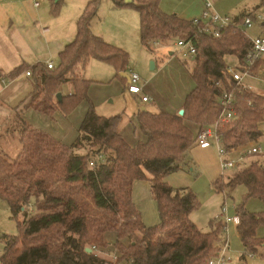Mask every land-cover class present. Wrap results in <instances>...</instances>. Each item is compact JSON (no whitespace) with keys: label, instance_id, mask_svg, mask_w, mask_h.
<instances>
[{"label":"trees","instance_id":"1","mask_svg":"<svg viewBox=\"0 0 264 264\" xmlns=\"http://www.w3.org/2000/svg\"><path fill=\"white\" fill-rule=\"evenodd\" d=\"M111 2L116 8L127 5L138 12L141 45L148 51L169 47L179 39L193 43L196 53L191 77L195 87L184 98L182 115L139 111L138 124L145 140L129 145L118 131L119 116L97 115L88 97L90 83L83 72L91 58L112 64L118 72L124 71L128 62L124 51L91 33L89 24L98 2L89 1L78 18L74 40L58 54L53 68L42 63L30 68V100L11 120L18 125L13 127L19 143L17 154L11 158L0 149V199L7 204L18 230L17 235H0L3 264H207L227 241L223 216L210 222V231L202 232L189 217L200 205L196 195L189 188L171 187L165 177L184 168V155L199 129L218 122V98L224 91L232 92L236 113L231 122L219 128L225 146L249 148L261 139L264 95L237 84L225 72L227 56L244 62L250 40L233 27L221 29L216 38L203 34L201 25L192 20L162 12L159 0ZM258 62L251 71H256ZM22 69L19 66L10 74ZM65 83H70L71 91L64 95ZM57 93L62 94L60 102L55 98ZM82 101L87 109L78 136L69 146L32 127L21 115L25 109L47 116L57 109L68 113ZM99 154L104 161H97L92 168L89 162ZM220 179L212 183L216 192L224 194L226 189L243 185L245 199L262 202L259 212H250L241 204L235 216L243 247L241 264H246L248 254L264 257L260 250L264 236L257 233L264 225V160L252 163L227 184H220ZM141 180L149 181L157 204L156 225L146 226L134 207L132 187ZM90 203L94 209L88 207ZM98 210L107 215L100 216ZM106 231L114 234L103 241ZM99 246H110L109 255L116 261L100 258L96 253Z\"/></svg>","mask_w":264,"mask_h":264},{"label":"rangeland","instance_id":"2","mask_svg":"<svg viewBox=\"0 0 264 264\" xmlns=\"http://www.w3.org/2000/svg\"><path fill=\"white\" fill-rule=\"evenodd\" d=\"M87 1L89 0H61L59 4L61 7L57 16H64V13L69 12L71 8H74V13H77L79 7L85 5ZM49 2L51 1L40 0L41 4ZM97 2L96 14L89 24L90 31L93 35L100 37L127 54L128 62L122 73L128 77L131 72L136 74L139 77L137 86L142 93L131 95L127 91L126 81L112 64L91 58L83 72V76L90 83L88 97L97 115L104 117L119 116L118 131L129 145H136L145 140L138 124V113L142 107L152 113L163 111L175 113L177 109L181 110L185 96L195 87L191 77L193 61L191 58L182 56L183 50L176 46L177 40H174V43H169V47L154 48L153 53L148 51L141 45L139 14L133 7L116 8L111 0H97ZM211 2L216 14L234 19L241 15V12L253 10L258 5L259 0H211ZM202 4H204V0H159L158 6L166 14H176L184 16V18L195 19L201 15L204 9L200 8L203 7ZM249 33L250 31H247V36H249ZM157 45H161V42ZM226 61L235 64L236 57L227 56ZM151 64H153V67H151ZM63 89L66 92L71 91L70 83H65ZM257 89L264 91V83L261 82ZM142 96H146L149 101L142 103ZM29 100L30 97L25 103ZM86 109L87 103L82 101L68 113L57 109L51 116L29 110L25 114V120L29 125L46 132L62 145L69 146L78 136V128ZM8 123L0 129V149L12 158L13 155L15 156L13 152L14 142L16 141L14 139L18 138L13 133V127H18V125L16 126L14 122ZM192 129L196 130L195 127H192ZM261 129L263 135L257 145L261 148L262 153L260 155H247L243 163L241 165V162L239 163L240 166L226 171L224 176H221L220 184H227L230 179L252 163L264 160V122L261 123ZM238 148H241L238 150L243 153L248 145L247 148L246 145L238 146ZM182 171H185L188 176L194 179L195 186L194 188L186 186L177 188H189L196 195L200 205L193 211V215L200 219V222L204 221L203 226H197L202 232L210 231V222L214 220V218L207 219L204 212L206 210L212 212L215 208L220 207V216H222L221 204L224 199L227 206V215L230 217L236 215V209L241 204L250 212H259L263 209L262 202L257 198L245 199L246 189L243 185H238L232 190L226 189L224 196L223 193L222 195L220 192H216L208 180L197 178V175L189 172L185 166ZM143 181H147L149 184L148 180ZM211 194H218L217 198L219 200L211 199ZM87 205L94 209L91 203ZM97 212L100 213V216L107 215L104 211L98 210ZM29 213H34L32 207L29 209ZM157 219H159L158 215L154 212V216H149L147 222L144 223L154 225L155 222L150 221ZM17 233L15 220L10 218L5 202L0 201V235H17ZM226 233L229 244L227 253L229 262L227 264H241L243 247L237 236V228L234 223L230 222L226 225ZM257 233L264 236V225L258 228ZM112 234H114L113 231L103 233V241L112 238ZM86 246L88 247V244ZM3 248V243L0 241V256L3 253ZM96 249V253L99 254L100 258L112 263L116 261L112 255H109L110 246H99ZM260 250L264 252L263 247ZM115 252L112 253L115 254ZM261 255L264 256V253ZM245 258L246 264H264V257H260V255L254 258Z\"/></svg>","mask_w":264,"mask_h":264},{"label":"crops","instance_id":"3","mask_svg":"<svg viewBox=\"0 0 264 264\" xmlns=\"http://www.w3.org/2000/svg\"><path fill=\"white\" fill-rule=\"evenodd\" d=\"M37 1L39 2V6H35L31 0H0V129L4 124L6 125V123L12 120L15 111L21 110L28 97H30L33 79L30 68L37 63L45 64L47 61H52L54 64L57 63L58 54L66 45L74 40L78 18L84 12L87 3L91 0L87 1L85 5L80 6L77 13H74V8H71L69 12L64 13V16H57L61 7L59 6L61 0H49L53 2L42 4L40 0ZM263 1L264 0H259L258 5H256L253 10L241 12V15L237 16V18L243 14H250L252 16V26L239 29L247 39L260 35L262 32L261 22L253 18V16L254 14H264ZM202 5L203 7L201 6V9L204 8V4ZM179 17L185 20H192L191 18H184V16L180 15ZM247 31H250L249 36H247ZM191 59H193V57ZM238 63H240V61L236 58V63L233 65H237ZM227 64L231 63L227 62ZM257 65L256 71H251V76L244 78L241 84L254 92L264 95V91L257 89V86L261 82L264 83V55ZM19 66H22L23 69L12 76L10 73ZM27 71L30 72L29 76L26 75ZM119 74H121L126 83L129 82L127 75H124L122 71H119ZM62 93L64 95L69 94L70 90L66 92L63 89ZM148 101L149 99L147 101H142L141 97L142 103ZM142 108L140 109L141 111L146 110H142ZM180 109H182V106ZM29 110L31 109H25L21 113L24 120L25 114ZM178 110L179 109H177L175 113H178ZM14 141L15 146L13 153L17 154L19 150L18 140L14 139ZM260 153H262V150ZM260 153L258 154L260 155ZM239 154H241L239 150H234L230 154V157L236 158ZM244 159L245 158H243V161ZM243 161H241L240 165ZM183 162V166H185L189 172L195 173L197 178L204 179L205 181L208 180L211 184L222 175L224 176L226 171L233 170L240 166L238 164L233 169L223 171L213 146L202 148L194 145V143L185 153ZM182 170L183 168L168 174L165 177L166 183L174 188L179 186L194 188V179ZM131 196L134 207L140 213L143 223L147 222L149 216L153 217L154 212L157 213L159 218L157 204L151 196L150 185L147 181H136L133 184ZM210 196L211 199L216 201L219 200V198H217L218 194H211ZM0 201L4 202L1 199ZM204 213L207 219L216 218L220 215V207L215 208L212 212L206 210ZM189 217L196 226H203L204 221L200 222V219L196 218L193 212L190 213ZM157 220L159 222V219ZM157 220L150 222H155L154 225H156ZM144 224L146 226H152L146 223ZM235 227H237V224H235ZM246 257L248 258V256Z\"/></svg>","mask_w":264,"mask_h":264},{"label":"built area","instance_id":"4","mask_svg":"<svg viewBox=\"0 0 264 264\" xmlns=\"http://www.w3.org/2000/svg\"><path fill=\"white\" fill-rule=\"evenodd\" d=\"M35 6H39L37 0H31ZM264 6V1H263ZM253 18L261 22V34L252 37L250 40V48L245 55L244 62H240L237 65L227 64L225 67V72L228 77H230L237 84H241L243 79L251 76L252 66L262 59L264 55V14H254ZM252 16L250 14H245L241 19H230L228 17H221L216 14L213 10V5L211 0H204V9L198 18L192 19L193 24L201 25L200 30L203 34L212 37H219L221 29L227 27L233 28H249L252 26ZM176 46L180 47L183 52L182 56L184 58H192L196 49L190 40L179 39L176 41ZM46 67L51 69L54 66L52 61L45 62ZM26 75L29 76L30 72L27 71ZM139 77L134 73H129L127 91L132 94H140L141 89L137 86ZM233 94L232 92L224 91L218 98V105L220 107V115L218 122L207 125L199 129L194 139V144L206 148L215 147L217 156L219 158L220 167L223 171L233 169L236 167L243 158L247 155H255L261 152L260 147L257 145L247 148L243 153L239 154L236 158H231L230 154L234 149H228L219 134V128L223 123H229L235 117V111L233 109ZM146 96H142V101H147ZM97 161H104L103 154H99L95 160L91 159L89 165L93 168ZM221 215L224 216L225 224L232 222L238 224L239 219L237 216L227 215V206L223 204L221 207ZM229 244L226 241L222 247H220L217 254L207 261V264H227L229 262L228 257ZM248 257H254L253 254H248ZM114 260L116 259L113 257ZM0 264H3L0 260ZM117 264H133L132 261L118 262Z\"/></svg>","mask_w":264,"mask_h":264},{"label":"water","instance_id":"5","mask_svg":"<svg viewBox=\"0 0 264 264\" xmlns=\"http://www.w3.org/2000/svg\"><path fill=\"white\" fill-rule=\"evenodd\" d=\"M124 3H125V4H130V3H132V0H124ZM151 67H153V64H151ZM61 96H62L61 93H57V94H56L55 98L57 99L58 102L61 101ZM142 110H145V108H142ZM178 114H179V115H182V114H183V110H182V109L179 110ZM262 247L264 248V244H263ZM86 250H87L88 252L90 251V249H88V248H87Z\"/></svg>","mask_w":264,"mask_h":264},{"label":"bare ground","instance_id":"6","mask_svg":"<svg viewBox=\"0 0 264 264\" xmlns=\"http://www.w3.org/2000/svg\"><path fill=\"white\" fill-rule=\"evenodd\" d=\"M99 251V250H98ZM92 252V251H91Z\"/></svg>","mask_w":264,"mask_h":264}]
</instances>
